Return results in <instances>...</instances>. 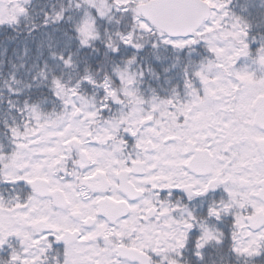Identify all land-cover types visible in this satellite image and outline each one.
<instances>
[{"label": "snow or ice", "instance_id": "6c2138e0", "mask_svg": "<svg viewBox=\"0 0 264 264\" xmlns=\"http://www.w3.org/2000/svg\"><path fill=\"white\" fill-rule=\"evenodd\" d=\"M0 264H264V0H0Z\"/></svg>", "mask_w": 264, "mask_h": 264}]
</instances>
